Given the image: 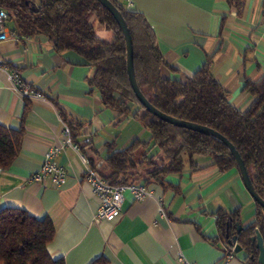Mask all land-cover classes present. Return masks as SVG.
Listing matches in <instances>:
<instances>
[{"label": "crops", "instance_id": "obj_1", "mask_svg": "<svg viewBox=\"0 0 264 264\" xmlns=\"http://www.w3.org/2000/svg\"><path fill=\"white\" fill-rule=\"evenodd\" d=\"M115 1L142 15L154 31L165 61L176 69H164V77L192 76L210 62L230 104L242 112L251 107L254 97L244 90L245 82L264 78V0ZM94 25L100 39H114L113 32ZM0 60L8 67L0 72V125L25 132L19 156L0 174V211L50 219L56 235L48 252L54 260L180 264L183 257L195 264H248L243 252L219 240L217 226L219 211L238 213L244 227L255 221L257 204L238 170L221 172L213 160L196 157L195 168L167 177L165 186L150 185L153 194L145 201L126 192L120 215L96 222L99 201L85 180L82 156L103 169L111 150L134 141L145 145L138 158L159 159L162 152L138 119L119 118L104 107L99 90L90 86L95 69L76 53H59L45 36H19L0 43ZM13 72L45 99L21 98L9 78ZM61 115L75 126L73 146L65 142ZM54 148H62L56 163L66 170L65 185L31 183Z\"/></svg>", "mask_w": 264, "mask_h": 264}, {"label": "trees", "instance_id": "obj_2", "mask_svg": "<svg viewBox=\"0 0 264 264\" xmlns=\"http://www.w3.org/2000/svg\"><path fill=\"white\" fill-rule=\"evenodd\" d=\"M130 30L134 46L135 74L141 91L159 111L191 123L209 127L223 135L244 161L257 193L264 199V78L246 80L244 90L254 97L251 107L242 112L234 108L228 94L216 80L210 62L192 76L164 77L163 70L176 73L165 61L156 35L146 19L125 10L115 0ZM0 8L9 14V26L18 36H45L55 43L59 53L74 52L95 69L90 86L99 90L105 108L119 118L132 115L150 132L152 142L162 152L155 159L147 154L138 158L145 145L132 142L122 151H110L100 169L87 155L91 168L111 185L143 184L165 186L167 177L182 174L187 166L195 168V158L213 160L221 171H239L230 151L219 141L187 129L175 127L149 113L137 99L128 75L126 43L114 17L97 0H0ZM113 32L112 41L98 37L93 21ZM75 139V126L64 115ZM80 128V127H76ZM24 129L12 130L0 125V169H8L22 149ZM147 168L142 180H130L138 169ZM219 240L234 249L230 241L237 237L248 264H258L259 250L252 243L258 233L264 243V209L257 204L255 221L247 227L238 213L217 214ZM243 230L238 233V227ZM56 235L53 222L38 220L26 211H0V264H65L54 260L48 246ZM93 264H110L101 257Z\"/></svg>", "mask_w": 264, "mask_h": 264}, {"label": "built area", "instance_id": "obj_3", "mask_svg": "<svg viewBox=\"0 0 264 264\" xmlns=\"http://www.w3.org/2000/svg\"><path fill=\"white\" fill-rule=\"evenodd\" d=\"M18 38L19 36L12 32L9 26L8 12L0 8V43L9 39L17 40ZM7 69L8 67L0 60V72H6ZM9 78L12 82L13 90L24 100L45 99V95L26 83L19 73L13 72L9 75ZM63 134L66 138V144L73 146L71 131L66 124H63ZM75 148L77 149L78 147L75 146ZM61 150L62 148H54L46 154L41 169L29 178L31 183L43 184L45 181L50 180L56 186L65 185L66 170L56 163V157L60 154ZM82 160L86 164L85 180L99 201V210L95 216L96 222L115 220L121 213L126 192H129L137 202H143L153 194L149 187L143 184L111 185L95 169L90 167L86 156H82ZM2 171L0 169V174ZM160 216H165L163 208L160 210ZM179 263L195 264L183 257L179 259Z\"/></svg>", "mask_w": 264, "mask_h": 264}, {"label": "water", "instance_id": "obj_4", "mask_svg": "<svg viewBox=\"0 0 264 264\" xmlns=\"http://www.w3.org/2000/svg\"><path fill=\"white\" fill-rule=\"evenodd\" d=\"M97 1L114 17L115 21L120 27V30L123 33L126 43V62H127L129 80L132 89L137 99L142 104V106L149 113L159 118L163 122H166L175 127L201 133L222 143L234 157L246 190L251 195L255 203L264 209V199L257 193L244 161L242 160L240 154L238 153L234 145H232V143H230L228 139H226L223 135H221L220 133L216 132L215 130L209 127L171 117L159 111L147 100V98L144 96L143 92L141 91L136 78L135 67H134V46H133L132 36L128 28V25L123 17V14L118 8L115 7V5L110 0H97ZM242 230L243 227L239 226L238 233H241ZM251 240L253 244H256V247L259 250L258 264H264V243L261 235L258 233L255 237H252ZM230 245L234 247V252L236 254L242 252V247L237 243V237H234L232 241H230Z\"/></svg>", "mask_w": 264, "mask_h": 264}, {"label": "rangeland", "instance_id": "obj_5", "mask_svg": "<svg viewBox=\"0 0 264 264\" xmlns=\"http://www.w3.org/2000/svg\"><path fill=\"white\" fill-rule=\"evenodd\" d=\"M94 24H98L97 21H93ZM147 168H141L138 169L136 172H134V175L130 178V180H142L146 174Z\"/></svg>", "mask_w": 264, "mask_h": 264}]
</instances>
